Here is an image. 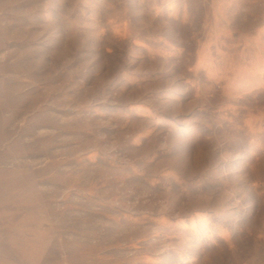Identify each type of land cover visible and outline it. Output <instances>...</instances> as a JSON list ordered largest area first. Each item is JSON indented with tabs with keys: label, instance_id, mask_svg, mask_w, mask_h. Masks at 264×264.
Listing matches in <instances>:
<instances>
[{
	"label": "rangeland",
	"instance_id": "374dc122",
	"mask_svg": "<svg viewBox=\"0 0 264 264\" xmlns=\"http://www.w3.org/2000/svg\"><path fill=\"white\" fill-rule=\"evenodd\" d=\"M0 264H264V0H0Z\"/></svg>",
	"mask_w": 264,
	"mask_h": 264
}]
</instances>
